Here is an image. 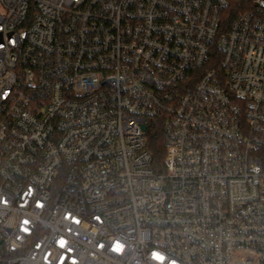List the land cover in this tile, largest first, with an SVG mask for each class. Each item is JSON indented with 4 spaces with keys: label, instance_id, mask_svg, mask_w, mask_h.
Wrapping results in <instances>:
<instances>
[{
    "label": "built area",
    "instance_id": "obj_1",
    "mask_svg": "<svg viewBox=\"0 0 264 264\" xmlns=\"http://www.w3.org/2000/svg\"><path fill=\"white\" fill-rule=\"evenodd\" d=\"M253 4L0 0V264H264Z\"/></svg>",
    "mask_w": 264,
    "mask_h": 264
},
{
    "label": "trees",
    "instance_id": "obj_2",
    "mask_svg": "<svg viewBox=\"0 0 264 264\" xmlns=\"http://www.w3.org/2000/svg\"><path fill=\"white\" fill-rule=\"evenodd\" d=\"M253 0H229V6L225 12L226 26L231 24L239 15L252 10ZM166 137L163 128L159 125H153L148 129V147L152 153L153 167L160 170L166 154Z\"/></svg>",
    "mask_w": 264,
    "mask_h": 264
},
{
    "label": "snow or ice",
    "instance_id": "obj_3",
    "mask_svg": "<svg viewBox=\"0 0 264 264\" xmlns=\"http://www.w3.org/2000/svg\"><path fill=\"white\" fill-rule=\"evenodd\" d=\"M0 47H3V45H0Z\"/></svg>",
    "mask_w": 264,
    "mask_h": 264
}]
</instances>
